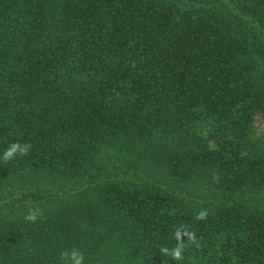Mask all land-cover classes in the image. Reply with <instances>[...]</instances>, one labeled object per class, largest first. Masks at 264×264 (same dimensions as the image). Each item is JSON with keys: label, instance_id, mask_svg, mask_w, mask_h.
Wrapping results in <instances>:
<instances>
[{"label": "trees", "instance_id": "16d2710c", "mask_svg": "<svg viewBox=\"0 0 264 264\" xmlns=\"http://www.w3.org/2000/svg\"><path fill=\"white\" fill-rule=\"evenodd\" d=\"M74 251L264 264V0H0V264Z\"/></svg>", "mask_w": 264, "mask_h": 264}, {"label": "clouds", "instance_id": "9594fccd", "mask_svg": "<svg viewBox=\"0 0 264 264\" xmlns=\"http://www.w3.org/2000/svg\"><path fill=\"white\" fill-rule=\"evenodd\" d=\"M31 148V145L28 143H24L23 145L19 143H13L11 144L8 149L4 153V159L9 160L13 158L16 154L19 155H27L29 150ZM206 216L205 212H201L198 216V218H204ZM26 220L34 222L37 219L36 212L29 210V214L25 217ZM62 255H66V253H62ZM73 257H79L77 259V264H80V260L82 259V256L76 253L75 251L72 253ZM176 257L179 258V252H176Z\"/></svg>", "mask_w": 264, "mask_h": 264}]
</instances>
